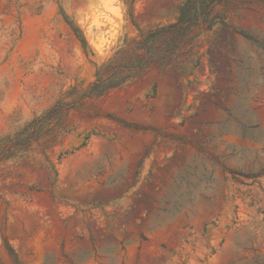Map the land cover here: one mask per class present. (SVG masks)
Instances as JSON below:
<instances>
[{
    "label": "rangeland",
    "instance_id": "1",
    "mask_svg": "<svg viewBox=\"0 0 264 264\" xmlns=\"http://www.w3.org/2000/svg\"><path fill=\"white\" fill-rule=\"evenodd\" d=\"M184 1L0 0V136L176 25ZM215 14L178 67L77 103L0 170V264L8 247L21 264H264V5Z\"/></svg>",
    "mask_w": 264,
    "mask_h": 264
},
{
    "label": "trees",
    "instance_id": "2",
    "mask_svg": "<svg viewBox=\"0 0 264 264\" xmlns=\"http://www.w3.org/2000/svg\"><path fill=\"white\" fill-rule=\"evenodd\" d=\"M227 1L229 0H185L176 25L141 33V39L134 52L128 57L116 56L100 66L95 80L87 88L77 83L41 116H36L13 134L0 136V170H3L10 161L26 155L38 141L44 123L49 125L54 120L63 121L77 103L108 95L140 78L151 66L159 69L178 67L181 50L192 40L188 39L192 32L199 29L211 30L218 22L225 24V19L218 18L215 11ZM258 1L264 5V0ZM61 14L84 48H87V41L80 28L63 10ZM73 96L77 98L75 101H66ZM7 250L12 264H21L19 255L10 247Z\"/></svg>",
    "mask_w": 264,
    "mask_h": 264
}]
</instances>
